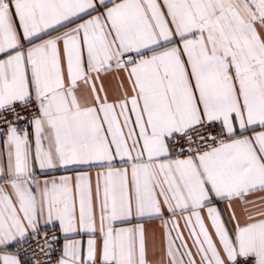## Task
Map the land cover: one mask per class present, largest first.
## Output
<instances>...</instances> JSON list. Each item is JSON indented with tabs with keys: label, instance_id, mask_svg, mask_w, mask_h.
Instances as JSON below:
<instances>
[{
	"label": "snow or ice",
	"instance_id": "1",
	"mask_svg": "<svg viewBox=\"0 0 264 264\" xmlns=\"http://www.w3.org/2000/svg\"><path fill=\"white\" fill-rule=\"evenodd\" d=\"M0 264H264V0H0Z\"/></svg>",
	"mask_w": 264,
	"mask_h": 264
}]
</instances>
